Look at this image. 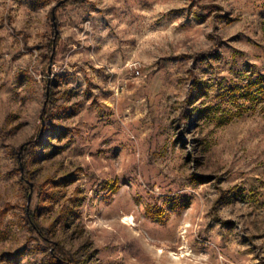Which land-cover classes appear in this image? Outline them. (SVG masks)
<instances>
[{
  "label": "rangeland",
  "instance_id": "rangeland-1",
  "mask_svg": "<svg viewBox=\"0 0 264 264\" xmlns=\"http://www.w3.org/2000/svg\"><path fill=\"white\" fill-rule=\"evenodd\" d=\"M59 1L0 0V264H264V0Z\"/></svg>",
  "mask_w": 264,
  "mask_h": 264
},
{
  "label": "trees",
  "instance_id": "trees-1",
  "mask_svg": "<svg viewBox=\"0 0 264 264\" xmlns=\"http://www.w3.org/2000/svg\"><path fill=\"white\" fill-rule=\"evenodd\" d=\"M50 51L53 52V42L51 43V46H50ZM48 102H51V97L49 98V101ZM36 144V141L35 140H32L30 141L29 143L27 144H24V154L27 152V150L30 148V147H33L34 145ZM23 162H24V166H25V172L27 173V171H29V168H28V165H27V157L25 155H23ZM28 214V213H27ZM30 216L32 217V219L34 220V222L37 224V227L38 228H35L33 226V224L31 223V221L29 222L30 223V226L32 229H35L39 232V234L41 236H45L46 235V232H45V229L42 227V225H40L39 223H37L34 219V214L30 212ZM29 218V217H28ZM52 254H54V252H52ZM55 258L58 259L59 261L61 262H64L65 264H72L70 262H67L65 259L59 257V256H56L55 255Z\"/></svg>",
  "mask_w": 264,
  "mask_h": 264
},
{
  "label": "water",
  "instance_id": "water-1",
  "mask_svg": "<svg viewBox=\"0 0 264 264\" xmlns=\"http://www.w3.org/2000/svg\"><path fill=\"white\" fill-rule=\"evenodd\" d=\"M64 1H65V0H61V1H59V2L53 7V10H52V16H53V21H54L55 26H56V8H57L61 3H63ZM47 93H49V86H48Z\"/></svg>",
  "mask_w": 264,
  "mask_h": 264
},
{
  "label": "bare ground",
  "instance_id": "bare-ground-1",
  "mask_svg": "<svg viewBox=\"0 0 264 264\" xmlns=\"http://www.w3.org/2000/svg\"><path fill=\"white\" fill-rule=\"evenodd\" d=\"M126 220L129 221V222H131L132 218L130 216H127Z\"/></svg>",
  "mask_w": 264,
  "mask_h": 264
}]
</instances>
